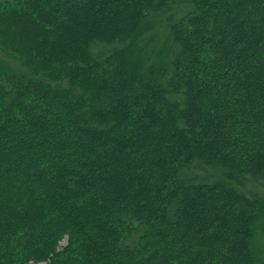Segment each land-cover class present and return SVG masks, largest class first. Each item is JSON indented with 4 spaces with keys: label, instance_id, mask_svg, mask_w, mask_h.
<instances>
[{
    "label": "trees",
    "instance_id": "1",
    "mask_svg": "<svg viewBox=\"0 0 264 264\" xmlns=\"http://www.w3.org/2000/svg\"><path fill=\"white\" fill-rule=\"evenodd\" d=\"M249 180L264 0H0V264H262Z\"/></svg>",
    "mask_w": 264,
    "mask_h": 264
},
{
    "label": "rangeland",
    "instance_id": "2",
    "mask_svg": "<svg viewBox=\"0 0 264 264\" xmlns=\"http://www.w3.org/2000/svg\"><path fill=\"white\" fill-rule=\"evenodd\" d=\"M188 10L185 7L183 11ZM168 15L160 16L151 30L142 38V58L146 67H156L168 59L171 44L169 26L166 24ZM243 190L248 194H258L264 199V182L249 180ZM66 241L63 242L65 245ZM253 246L258 258L264 264V232L262 224H259L254 232Z\"/></svg>",
    "mask_w": 264,
    "mask_h": 264
}]
</instances>
